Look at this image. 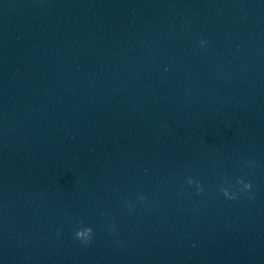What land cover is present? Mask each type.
Returning a JSON list of instances; mask_svg holds the SVG:
<instances>
[{
    "label": "clouds",
    "instance_id": "9594fccd",
    "mask_svg": "<svg viewBox=\"0 0 264 264\" xmlns=\"http://www.w3.org/2000/svg\"><path fill=\"white\" fill-rule=\"evenodd\" d=\"M207 42L204 40L199 41L201 46H204ZM187 183L189 185L196 184L197 185V194L203 192V187L200 185L198 181L193 180L191 177L188 178ZM237 183L242 185L243 187L240 189L241 191H247L252 188V184L250 182H246L243 178H238ZM221 191L223 192L224 196L228 199H237L236 195L231 193L228 188H222ZM145 197L141 196L140 199L143 200ZM93 235V229L91 227H80L76 233V239L80 240L84 244L90 243Z\"/></svg>",
    "mask_w": 264,
    "mask_h": 264
}]
</instances>
